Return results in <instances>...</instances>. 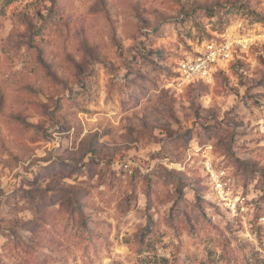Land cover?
Here are the masks:
<instances>
[{"label":"rangeland","instance_id":"obj_1","mask_svg":"<svg viewBox=\"0 0 264 264\" xmlns=\"http://www.w3.org/2000/svg\"><path fill=\"white\" fill-rule=\"evenodd\" d=\"M0 264H264V0H0Z\"/></svg>","mask_w":264,"mask_h":264},{"label":"built area","instance_id":"obj_2","mask_svg":"<svg viewBox=\"0 0 264 264\" xmlns=\"http://www.w3.org/2000/svg\"><path fill=\"white\" fill-rule=\"evenodd\" d=\"M233 57V44L230 40L225 42H206L197 50L196 54L182 58L177 64L178 79L182 84H191L213 79L219 63L230 60ZM213 184L217 192L224 200H230L227 204L236 211L237 203L227 197L226 187L218 174H213ZM233 205L231 206V204Z\"/></svg>","mask_w":264,"mask_h":264}]
</instances>
